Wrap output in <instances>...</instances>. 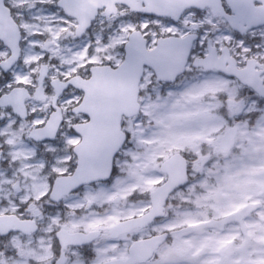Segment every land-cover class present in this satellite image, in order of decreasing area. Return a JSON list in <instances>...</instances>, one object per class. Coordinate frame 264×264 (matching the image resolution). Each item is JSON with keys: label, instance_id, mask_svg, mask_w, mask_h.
<instances>
[{"label": "snow or ice", "instance_id": "snow-or-ice-1", "mask_svg": "<svg viewBox=\"0 0 264 264\" xmlns=\"http://www.w3.org/2000/svg\"><path fill=\"white\" fill-rule=\"evenodd\" d=\"M0 264H264V0H0Z\"/></svg>", "mask_w": 264, "mask_h": 264}]
</instances>
